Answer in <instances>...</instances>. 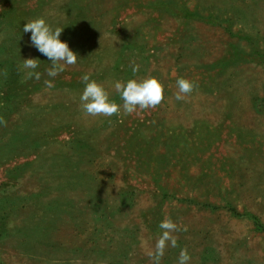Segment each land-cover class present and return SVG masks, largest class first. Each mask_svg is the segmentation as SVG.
<instances>
[{
    "label": "rangeland",
    "instance_id": "obj_1",
    "mask_svg": "<svg viewBox=\"0 0 264 264\" xmlns=\"http://www.w3.org/2000/svg\"><path fill=\"white\" fill-rule=\"evenodd\" d=\"M36 17L79 57L51 89ZM84 74L118 114L83 111ZM147 76L164 99L125 114L115 82ZM0 121V264H155L165 219L159 264H264V0H0Z\"/></svg>",
    "mask_w": 264,
    "mask_h": 264
},
{
    "label": "clouds",
    "instance_id": "obj_2",
    "mask_svg": "<svg viewBox=\"0 0 264 264\" xmlns=\"http://www.w3.org/2000/svg\"><path fill=\"white\" fill-rule=\"evenodd\" d=\"M63 29L64 27L53 28L43 17H36L23 25V32L30 34L26 42L27 45L46 57L51 65L46 69V75L51 79L44 81L45 87L49 89L55 86L54 78L65 71L66 66L76 64L79 58L78 54L69 47L68 42L61 39ZM39 61V58H22L20 67L22 70H27L25 79H41V73L37 71ZM132 70L135 73L138 71V66H133ZM81 82L84 84V88L80 95V101L86 114L93 117H111L120 112V105L109 98V93L101 84L91 79L88 74L81 77ZM176 86L178 91L175 94V99L177 101L183 100L196 87L193 81L182 77L176 80ZM114 88L123 102L125 114H132L138 108L140 110L155 108L164 99L162 84L152 76L140 80L116 81ZM159 228L161 236L156 243L155 252L149 254L154 258L155 264H159V257L163 256L167 243L176 247V239L172 233L177 231V225L170 219H165L160 222ZM190 259L187 250H181L178 257L179 264H189Z\"/></svg>",
    "mask_w": 264,
    "mask_h": 264
}]
</instances>
